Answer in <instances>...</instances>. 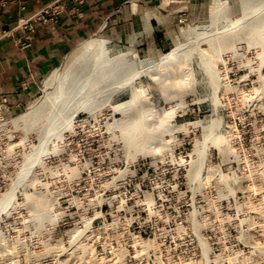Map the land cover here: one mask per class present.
Instances as JSON below:
<instances>
[{"label": "rangeland", "instance_id": "rangeland-1", "mask_svg": "<svg viewBox=\"0 0 264 264\" xmlns=\"http://www.w3.org/2000/svg\"><path fill=\"white\" fill-rule=\"evenodd\" d=\"M215 1L175 16L161 49L108 38L148 61L121 59L94 111L85 47L107 36L0 114V264H264V0Z\"/></svg>", "mask_w": 264, "mask_h": 264}, {"label": "crops", "instance_id": "crops-1", "mask_svg": "<svg viewBox=\"0 0 264 264\" xmlns=\"http://www.w3.org/2000/svg\"><path fill=\"white\" fill-rule=\"evenodd\" d=\"M51 1L0 0L1 115H13L33 102L44 79L78 44L107 36L119 44L161 49L168 45L166 34L177 23L175 16L200 5V0H86L83 5L66 0L61 18L38 26L31 40L21 31L9 33L21 18Z\"/></svg>", "mask_w": 264, "mask_h": 264}, {"label": "bare ground", "instance_id": "bare-ground-1", "mask_svg": "<svg viewBox=\"0 0 264 264\" xmlns=\"http://www.w3.org/2000/svg\"><path fill=\"white\" fill-rule=\"evenodd\" d=\"M243 1H245L244 2L245 4L243 3L244 5L247 4L246 1L248 2V0H243ZM218 2H219V0H216L214 2V6H215L214 8H216L218 6H223L226 9L228 8V3H224V2L222 3V2H220L218 4ZM112 43H113V41L109 40L108 38L107 39H96V40H94V42L88 43L86 45V47H85L86 49H88V51H92V50L94 51V49H96V50L97 49H100V50H97V54H98V57L101 58V59H100V65L97 64L95 67H93L95 61H92V62L88 63V65H87L88 67L86 69H84V71L82 72V75H85L89 79L87 81L88 82L87 88H88V91H89V99H88V101H86L84 103L85 105L83 104L81 106L82 109H80V110H86V111H90V112L94 111L95 108H93V105L91 104V102L94 100L93 93L95 92L96 86H102L104 84L110 85L111 82H113L115 80V75L117 74V71L120 68V60L121 59H124L126 57H131L132 58V56H133L134 61H141V62H147L148 61L147 58L140 59V58L136 57L135 53L132 52V51L123 52V53L118 54V55H113V51H112L113 49H111ZM180 47H176L175 49L172 50V52L163 55L161 57V61L162 62L160 64H152V63H149V68H154L155 69L157 66H160L158 68V70H161V68H162V69H165L164 71H167L168 70V66H166L164 64L166 62H169L170 64H172L179 57L180 49H181ZM102 60H104V61L102 62ZM64 64H62V65H64ZM59 68L57 69V71L59 70ZM145 75L150 76L149 73L148 74H145ZM109 79H111V80H109ZM122 85L124 86V84H121V86ZM115 91L121 92V87H119ZM113 93H114V91H113ZM143 93H142V96H143ZM99 97H101V96H99ZM99 99H101V98H99ZM139 100H140V97L139 96L137 97V96H135L133 94L131 96V100L129 102H130V104H132V103H138ZM143 100H145V99H143ZM140 103H142V102H140ZM40 105L41 104H39V100H37L35 103H33L31 105V108H29L28 112H26L23 115H20V116L16 117L11 122L10 121L9 122L11 124H13L14 126H16V127L19 126V125L24 124L25 122L29 121V119L32 118L33 114L35 113V111L38 109V107ZM140 105H142V104H140ZM145 105H147V104H145ZM149 106H151V105L149 104ZM143 107H142V109L141 108H139V109L141 111L142 110L144 111ZM147 111H146V115H147ZM144 112H142V113H144ZM148 114H149V112H148ZM143 115H145V113ZM144 118H145V116H144ZM139 123H141V125H142V122H139Z\"/></svg>", "mask_w": 264, "mask_h": 264}, {"label": "built area", "instance_id": "built-area-1", "mask_svg": "<svg viewBox=\"0 0 264 264\" xmlns=\"http://www.w3.org/2000/svg\"><path fill=\"white\" fill-rule=\"evenodd\" d=\"M64 1L66 0H52L48 5L34 14L21 18L9 33L13 31H21L28 34L26 36L27 40H31V34L35 32L38 26L57 22L61 18L65 11ZM74 2L77 5H83L86 0H74ZM1 4L2 6L6 5L4 1H1ZM3 102L6 103V100L4 99Z\"/></svg>", "mask_w": 264, "mask_h": 264}]
</instances>
